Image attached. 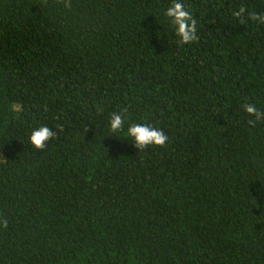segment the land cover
<instances>
[{
  "label": "trees",
  "instance_id": "1",
  "mask_svg": "<svg viewBox=\"0 0 264 264\" xmlns=\"http://www.w3.org/2000/svg\"><path fill=\"white\" fill-rule=\"evenodd\" d=\"M68 2L0 0V264H264V0Z\"/></svg>",
  "mask_w": 264,
  "mask_h": 264
},
{
  "label": "clouds",
  "instance_id": "2",
  "mask_svg": "<svg viewBox=\"0 0 264 264\" xmlns=\"http://www.w3.org/2000/svg\"><path fill=\"white\" fill-rule=\"evenodd\" d=\"M70 0L66 4V7H70ZM245 10L243 6L240 7L239 11L235 13L237 17L240 16ZM166 15L172 18V22L178 26L177 33L180 36L181 43L191 42L198 39L196 35L195 20L192 19L189 12L184 9L181 3H175L172 7L168 8ZM257 14H251L252 19H256ZM264 18V17H262ZM191 21V23H189ZM246 112L256 119L261 118V113L257 110L254 105H245ZM250 124H255V121L250 120ZM124 124V118L119 114H113L110 118V129L111 131H119ZM55 133L47 126H42L37 130L33 131L30 136V142L37 149H43L46 142L51 139ZM127 137L134 138L135 146L139 149H145L149 146L151 147H161L168 140V136L164 134L163 131L156 128L150 127L147 124L134 123L132 124L126 132ZM6 227V223L4 224Z\"/></svg>",
  "mask_w": 264,
  "mask_h": 264
}]
</instances>
